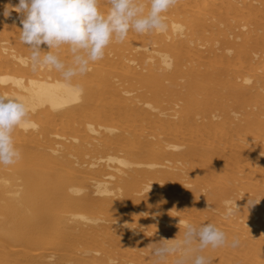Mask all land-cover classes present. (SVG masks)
I'll use <instances>...</instances> for the list:
<instances>
[{
	"label": "bare ground",
	"instance_id": "bare-ground-1",
	"mask_svg": "<svg viewBox=\"0 0 264 264\" xmlns=\"http://www.w3.org/2000/svg\"><path fill=\"white\" fill-rule=\"evenodd\" d=\"M18 4L0 0V93L31 110L0 165V264H156L188 223L226 234L211 264H264V0H177L71 82L33 65Z\"/></svg>",
	"mask_w": 264,
	"mask_h": 264
},
{
	"label": "clouds",
	"instance_id": "clouds-1",
	"mask_svg": "<svg viewBox=\"0 0 264 264\" xmlns=\"http://www.w3.org/2000/svg\"><path fill=\"white\" fill-rule=\"evenodd\" d=\"M176 3L177 0H148L145 11L144 0H108L109 9L102 13L99 0H19L14 8L6 9L5 15L11 11L23 15L20 40L30 48L33 65L54 68L65 81L71 82L77 75L86 74L91 63L103 59L113 41L123 42L130 30L140 34L165 31L164 14ZM42 45L50 50L43 51ZM64 45L71 53L69 65L52 51ZM30 110L26 99L0 93V165H12L20 158L14 132L27 123ZM237 211L235 205L230 206L227 215ZM173 241L153 243L157 245L153 249L156 264L171 254L177 255L175 264H211L212 260L200 253L209 246H224L227 237L212 223H188L184 239ZM54 259L49 257V264Z\"/></svg>",
	"mask_w": 264,
	"mask_h": 264
}]
</instances>
